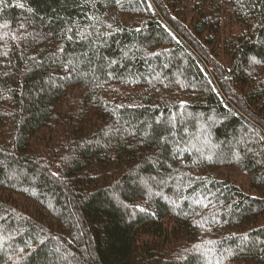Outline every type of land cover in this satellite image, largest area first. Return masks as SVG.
<instances>
[{
  "label": "trees",
  "instance_id": "obj_1",
  "mask_svg": "<svg viewBox=\"0 0 264 264\" xmlns=\"http://www.w3.org/2000/svg\"><path fill=\"white\" fill-rule=\"evenodd\" d=\"M0 264H264V0H0Z\"/></svg>",
  "mask_w": 264,
  "mask_h": 264
}]
</instances>
